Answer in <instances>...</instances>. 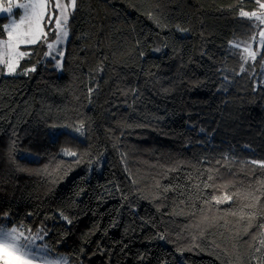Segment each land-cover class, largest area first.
Instances as JSON below:
<instances>
[{"label": "trees", "instance_id": "obj_1", "mask_svg": "<svg viewBox=\"0 0 264 264\" xmlns=\"http://www.w3.org/2000/svg\"><path fill=\"white\" fill-rule=\"evenodd\" d=\"M261 2L75 0L60 73L52 34L21 45L0 225L72 264H264V47L236 44Z\"/></svg>", "mask_w": 264, "mask_h": 264}, {"label": "rangeland", "instance_id": "obj_2", "mask_svg": "<svg viewBox=\"0 0 264 264\" xmlns=\"http://www.w3.org/2000/svg\"><path fill=\"white\" fill-rule=\"evenodd\" d=\"M41 0H7L6 2L0 3V8H8L12 7L11 12L6 11H0V16H7L6 22L3 24V29L5 32L4 37H0V59L10 62L13 67L14 71H9L7 63H0V73H4L7 75H13L17 73V67L19 62L26 56H20L18 53H26L24 50L20 48V46L26 39H34L36 42L39 39H42L41 32L46 34H52L50 40L46 42V52L45 56L47 59H51L53 62V68L56 70L57 73H60L62 70V59L64 56V48L66 40L69 36V30H68V20H67V32L68 35L63 38L61 42H57L56 40V32L55 31H49L50 28H55L54 24L48 23V14H51L53 16H59L60 10L55 7V4L59 3L61 5H64V12L67 14V17L69 19L70 13L73 9V3L72 0H47V7H46V15L42 20L39 21V25L37 26L36 22L32 23L31 28H29V25L27 22L24 24H20L21 17L25 16L26 10L24 8L16 7V5L19 4H39ZM260 4H264V2H261ZM42 9L37 8L35 9L36 12H40ZM29 12L31 10H28ZM247 12L249 14L255 12L258 16H261V20H257L255 17L247 16V18L253 19L256 26V31L254 35H252L250 38L246 40H237L236 44L240 48V51L242 53L243 59L245 61H253V59L250 58L249 53L255 52L258 54L261 53L262 48L264 47V8L258 7V9L253 11H243ZM13 24L18 25L19 27H12ZM12 32L13 39L11 41V47H6L5 42L9 40L8 33ZM19 33V35H17ZM25 33H28V35H24ZM49 44H52L53 47L50 49L48 47ZM247 49V51H245ZM48 53H51L49 55ZM62 53V55H60ZM247 57V59H246ZM59 64V66H58ZM264 60H262L260 64V72H261V79L264 80ZM29 68L27 71H29ZM25 71V72H27ZM0 228H3L5 230L17 228L19 231L24 232L25 236H31L35 240V245H33V251L36 252L37 258L32 261V264H72L69 262L63 253H55L51 252L47 249L45 244L42 242V236L39 233H31V232H25L20 227L16 225L12 226H3L0 225ZM38 245L39 249H37L35 246ZM11 250L6 251H0V264H5V260H8L9 262L14 260V257L9 255V252Z\"/></svg>", "mask_w": 264, "mask_h": 264}, {"label": "snow or ice", "instance_id": "obj_3", "mask_svg": "<svg viewBox=\"0 0 264 264\" xmlns=\"http://www.w3.org/2000/svg\"><path fill=\"white\" fill-rule=\"evenodd\" d=\"M259 3V0H257ZM73 6L75 4V0H72ZM260 8H264V4L259 5ZM16 7L19 8H24L26 10L25 16L21 17L20 19V24H24L25 22L28 23L29 28H31L32 23L36 22L37 26L39 25V21L44 18L46 15V7H47V0H41L39 4H19L16 5ZM55 7L60 10V15L59 16H53L51 14H48V23L49 24H54L55 28H50L49 31H55L56 32V40L57 42H61L64 37L68 35L67 32V14L64 12V5H61L59 3L55 4ZM40 8L42 9L40 12H36L35 9ZM28 10H31L30 12ZM0 11H6V12H11L12 7L8 8H0ZM241 16L247 17H255L257 20H261L262 17L258 16L257 13L253 12L251 14L247 12H241ZM12 27L18 28L19 26L16 24H13ZM19 35V33L17 34ZM24 35H28V33H25ZM41 35L43 38L46 39L47 34L41 32ZM264 35V33H262ZM9 40L5 42L6 47H11V41L13 39V34L12 32L8 33ZM36 40L34 39H26L23 41L25 44H31L35 43ZM238 46V45H237ZM48 47L51 49L53 47L52 44H49ZM159 49H157L158 51ZM247 51V49H245ZM51 55V53H48ZM20 56L27 55V53H18ZM62 55V53H60ZM249 56L251 59L255 60L257 53L251 52L249 53ZM247 59V57H246ZM0 63H7L9 71H14L13 65L5 60L0 59ZM59 66V64H58ZM264 66V65H262ZM29 71H34V69H30ZM80 128H77L76 131H80ZM68 155H75V153H67ZM253 163H258L256 161H253ZM261 163V166L264 167V162H259ZM224 199L228 200L231 199V197H225ZM219 202V200H218ZM7 215V214H5ZM66 219V218H65ZM261 244L264 245V241H261ZM33 245H35V240L31 236H25L24 232L19 231L17 228H12V229H3L0 228V251H6V250H11L9 252V255L14 257V260L9 262L8 260H5V264H32V261L37 258L36 252L33 251ZM37 249H39V246H35Z\"/></svg>", "mask_w": 264, "mask_h": 264}, {"label": "built area", "instance_id": "obj_4", "mask_svg": "<svg viewBox=\"0 0 264 264\" xmlns=\"http://www.w3.org/2000/svg\"><path fill=\"white\" fill-rule=\"evenodd\" d=\"M2 1H4V0H0V3H1Z\"/></svg>", "mask_w": 264, "mask_h": 264}, {"label": "crops", "instance_id": "obj_5", "mask_svg": "<svg viewBox=\"0 0 264 264\" xmlns=\"http://www.w3.org/2000/svg\"><path fill=\"white\" fill-rule=\"evenodd\" d=\"M2 3V2H1ZM22 45H24V44H22Z\"/></svg>", "mask_w": 264, "mask_h": 264}]
</instances>
